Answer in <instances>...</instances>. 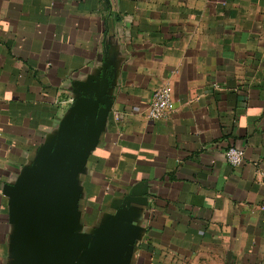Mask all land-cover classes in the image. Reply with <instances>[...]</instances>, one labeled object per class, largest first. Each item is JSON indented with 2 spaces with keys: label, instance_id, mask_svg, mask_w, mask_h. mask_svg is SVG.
Listing matches in <instances>:
<instances>
[{
  "label": "crops",
  "instance_id": "1",
  "mask_svg": "<svg viewBox=\"0 0 264 264\" xmlns=\"http://www.w3.org/2000/svg\"><path fill=\"white\" fill-rule=\"evenodd\" d=\"M88 118L75 255L115 229L113 264H264V0H0V264H22L15 193Z\"/></svg>",
  "mask_w": 264,
  "mask_h": 264
},
{
  "label": "water",
  "instance_id": "2",
  "mask_svg": "<svg viewBox=\"0 0 264 264\" xmlns=\"http://www.w3.org/2000/svg\"><path fill=\"white\" fill-rule=\"evenodd\" d=\"M90 124L89 118L76 119L74 128L83 125L84 133L80 135L73 129L39 169L30 189L15 193L22 218L18 231L22 264H113L121 251L115 229L108 230L83 256L75 255L66 243L69 187L79 154L93 138L88 131Z\"/></svg>",
  "mask_w": 264,
  "mask_h": 264
},
{
  "label": "built area",
  "instance_id": "3",
  "mask_svg": "<svg viewBox=\"0 0 264 264\" xmlns=\"http://www.w3.org/2000/svg\"><path fill=\"white\" fill-rule=\"evenodd\" d=\"M171 97V90L167 85L157 87L152 94L148 108V117L153 120L164 118L170 108ZM225 154L227 161L233 166L241 165L244 162L245 151L235 144L230 145ZM260 175L261 182L264 184V172H260Z\"/></svg>",
  "mask_w": 264,
  "mask_h": 264
}]
</instances>
